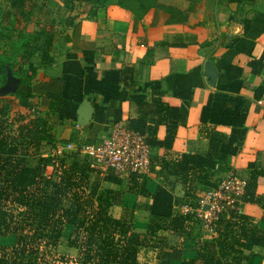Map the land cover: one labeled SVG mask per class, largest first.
Listing matches in <instances>:
<instances>
[{"label": "crops", "instance_id": "1", "mask_svg": "<svg viewBox=\"0 0 264 264\" xmlns=\"http://www.w3.org/2000/svg\"><path fill=\"white\" fill-rule=\"evenodd\" d=\"M77 25L74 30L64 32L69 38L57 49L41 87L47 89L51 99L59 101L57 106L75 123L73 128L79 138L94 142L107 137L115 124L127 125L130 119L138 117L132 94L144 93L149 104L158 98L177 109L172 146L170 149L150 146L153 167L145 180V188L151 193L158 185L171 190L179 202L173 205L175 214H181L186 191L173 177H160L159 158L175 160L182 153L205 154L210 133L222 138L228 136L227 126L202 124L200 114L211 93L225 90L232 65L242 68L244 85L240 95L247 100L246 131L241 150L227 162L229 170L215 169L214 177L218 179L233 171L247 182L250 164L256 163L264 169V92L260 99L254 98L256 88L264 89V0L242 3L157 0L141 17L109 2L98 7L92 18L79 19ZM208 61L217 69L213 85L205 74ZM111 69L127 70L130 81L104 82L101 73ZM83 99L91 102L93 111L89 123L82 127L77 123L76 111ZM147 124L153 125L150 121ZM167 125L166 122L156 125L153 136L158 141L164 140ZM190 185L193 189L199 183L192 180ZM192 189L190 195L194 198L203 192ZM254 193L258 199L242 201L240 213L248 220L245 225L264 228L263 176L257 177ZM150 203L151 198L128 193L122 184L109 213L129 223L134 232L146 234ZM156 235L154 243L150 241L149 246L138 249L139 264H157L161 251L168 249L165 246L180 247L183 241L182 236L166 229L157 231ZM216 236L204 228L199 231L200 243H211ZM184 244V257L195 258L198 246ZM230 257H238L237 264H264V249H244L229 255L228 261ZM171 264L181 263L172 260Z\"/></svg>", "mask_w": 264, "mask_h": 264}, {"label": "trees", "instance_id": "2", "mask_svg": "<svg viewBox=\"0 0 264 264\" xmlns=\"http://www.w3.org/2000/svg\"><path fill=\"white\" fill-rule=\"evenodd\" d=\"M23 1L12 0L11 4L18 7ZM229 1L242 3L249 0ZM92 2L98 4L85 16L87 18H92L98 7L109 2H115L141 17L156 5L157 0ZM55 20L56 18L53 19ZM69 26L74 30L78 25L71 21ZM62 36L64 40L69 38L64 33ZM53 42L54 35L50 31L45 34L42 47L35 38L32 49L24 50L21 55L23 64L30 63L35 51L39 50L41 63L51 66L54 63ZM7 69L12 74L23 71L19 63L16 67L0 53V83L6 80ZM241 75V67L230 66L225 90L211 93L200 114L202 124L227 126L230 129L228 136L222 138L210 133L205 154L182 153L175 160L159 158L160 177H173L174 181L180 182L186 191V202L191 205L205 191L216 186L218 179L214 177V170H229V158L236 155L243 145L247 100L240 95V89L244 85ZM101 76L106 83L120 84L123 79L130 81L127 70L111 69L103 71ZM23 85L27 89H23ZM17 92L21 104L32 111L26 117L23 116L24 119L18 120L14 131L7 129L0 119V264H41L39 252L42 249L49 251L56 248L65 234L68 246L78 250V257L72 259L76 264H139L138 249L149 246L150 241L154 243L157 240L156 232L161 229L182 236L183 241L180 247L165 246L168 249L161 251L157 264H171L172 260L180 261L181 264H237L238 257H230L228 261V256L254 247L264 249V228L245 225L247 218L234 210L225 213L216 222L217 236L211 243H200L202 222L191 214L174 213L173 205L179 202L170 189L158 185L151 193L145 188V176L132 173L122 179L110 171H95L88 155L80 150L78 131L71 132L62 140L63 145L79 144L76 150L61 155L52 154L49 158L38 156L41 145L52 137L47 120L31 107L42 104L38 98H48L50 93L41 87V83L32 88L31 83L26 80L20 81ZM263 92V87L256 88L254 98L260 99ZM32 93H36L37 97ZM131 98L136 103L138 117L130 119L127 126L141 134L149 133V146L170 149L175 137L178 110L158 98L149 104L144 93L132 94ZM51 101L53 107L59 104L58 100ZM148 121L153 125H148ZM162 122L168 124L167 132L164 140L158 141L153 135L156 125ZM81 142L82 145L94 143L92 140ZM32 151L36 153L33 154ZM32 161L36 164L33 165ZM50 166L51 170H46ZM249 170L243 201L258 199L254 193L257 177H264V169L256 163L250 164ZM192 180L199 183L193 189L203 190L197 198L190 195ZM103 183L106 184L105 187L102 186ZM109 184L115 187L111 188ZM122 184H125V191L128 193L151 198L146 234L134 232L129 223L114 218L109 213L111 206L118 200ZM186 242L198 246L195 258L184 257ZM69 261L71 259L68 257L59 256L55 264H66ZM44 262L48 264V261Z\"/></svg>", "mask_w": 264, "mask_h": 264}, {"label": "rangeland", "instance_id": "3", "mask_svg": "<svg viewBox=\"0 0 264 264\" xmlns=\"http://www.w3.org/2000/svg\"><path fill=\"white\" fill-rule=\"evenodd\" d=\"M11 3L12 0H0V53L9 58V61L15 64L16 67L17 63L22 66L23 71L19 74H13V76L20 81H28L33 88L49 75L44 74L48 66L41 63L39 50L35 51L30 63L23 64L21 58V55L24 54L23 51L32 49L31 45L35 38L38 39V45L42 47L45 34L50 31L54 35L52 52L55 57L57 49L63 46L64 37L62 34L71 29L69 26L71 21L76 25L77 21L85 18L98 3L95 4L92 0H24L18 7H13ZM54 18H56L55 21H53ZM5 82L6 80L1 82L0 87ZM24 86H22L23 89L26 88ZM32 94L37 97L36 93ZM41 95H45V93H41ZM38 99L42 104L33 105L31 108L47 120L49 133L52 137L41 145L37 153L38 156L49 158L52 154L61 155L76 150L79 144L63 145L62 143V140L68 137L71 132L77 131L73 128L75 123L59 109L60 107L57 104L55 107L51 105V97L42 96ZM31 111L32 109H28V106L21 104L17 91L0 96V119L11 131L16 129L18 120L24 119L23 116L26 117ZM82 140H80L81 146H83ZM31 153L36 152L32 151ZM31 163L36 164L35 161ZM90 164H92L91 167L95 171L99 172L100 169H97L98 167L95 163H92L91 159ZM46 170L50 171L51 166ZM108 186L115 187L113 184ZM66 237L67 234L63 236L56 248L49 251L42 249L39 252L41 264L46 263L45 260L48 261V264H55L59 256L71 259L66 264H76L72 259L78 257V250L68 246Z\"/></svg>", "mask_w": 264, "mask_h": 264}, {"label": "built area", "instance_id": "4", "mask_svg": "<svg viewBox=\"0 0 264 264\" xmlns=\"http://www.w3.org/2000/svg\"><path fill=\"white\" fill-rule=\"evenodd\" d=\"M80 150L88 155L99 171H110L122 179L132 173L147 177L151 171L147 135L134 131L123 123L115 124L107 137L85 144ZM246 184L235 172L228 171L218 178L215 187L198 197L194 205L188 202L181 204L179 213L194 215L202 222L204 229L216 234V222L225 213L230 210L241 212L240 204L245 195Z\"/></svg>", "mask_w": 264, "mask_h": 264}, {"label": "water", "instance_id": "5", "mask_svg": "<svg viewBox=\"0 0 264 264\" xmlns=\"http://www.w3.org/2000/svg\"><path fill=\"white\" fill-rule=\"evenodd\" d=\"M205 74L209 78V83L213 85L217 78V69L208 61L205 65ZM20 80L13 76L10 70L7 71L6 82L0 87V96L14 93L19 88ZM93 107L88 99H83L79 108L76 111L77 123L79 126H85L89 123L92 117Z\"/></svg>", "mask_w": 264, "mask_h": 264}]
</instances>
